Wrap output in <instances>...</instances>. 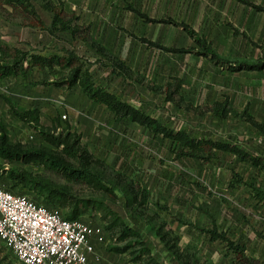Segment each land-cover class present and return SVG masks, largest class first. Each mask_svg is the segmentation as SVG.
<instances>
[{"label":"rangeland","instance_id":"rangeland-1","mask_svg":"<svg viewBox=\"0 0 264 264\" xmlns=\"http://www.w3.org/2000/svg\"><path fill=\"white\" fill-rule=\"evenodd\" d=\"M51 1L62 3L65 17L73 18L72 24L79 27L76 35L70 30L51 35L36 24L35 17L0 0V41L43 53L72 49L90 63L97 83L164 125L184 128L197 137L231 142L264 162V130L233 113L220 117L210 110L216 101L228 100L237 112L248 105V111L264 127V70L252 73L251 69L229 66L262 58L264 11L239 0ZM248 1L264 7V0ZM33 4L39 18L49 24L50 12L37 0ZM174 22L188 24L223 62L205 56L203 47ZM148 41L190 51H167ZM60 75L58 69H41L27 79H0V123L7 141L19 148H41L79 164L62 145L47 142L32 125L13 115L3 95L24 107H38L44 131H68L69 142L77 136L75 148L102 182L95 178L73 181L62 170L42 162L0 158V185L30 196L53 195L63 214L75 208L73 198L91 197L94 200L82 218L109 226L99 243L103 250L114 244L112 235L120 227L116 212L138 230L152 216L157 223L164 222L165 229L179 234V247H198L203 260L231 264L226 243L210 241L195 227L214 223L231 239L245 242L246 254L264 263V201L255 196V188L264 189V168L225 150L215 151L209 161L177 157L169 139L134 121L115 119L105 106L88 99L79 86L67 89L48 83ZM33 80L44 83L34 85ZM12 167L24 170L37 189L13 185L7 174ZM141 186L149 190L148 216L127 208L136 205L128 206L124 192ZM183 220L189 223H179ZM98 258L111 264L101 254ZM0 264L23 263L0 242Z\"/></svg>","mask_w":264,"mask_h":264},{"label":"trees","instance_id":"trees-1","mask_svg":"<svg viewBox=\"0 0 264 264\" xmlns=\"http://www.w3.org/2000/svg\"><path fill=\"white\" fill-rule=\"evenodd\" d=\"M7 4L20 8L37 20L36 24L47 30L51 35H55L57 32L70 30L72 36L76 35L79 30L78 25L72 24L73 18L65 17L63 12L62 3L55 4L51 0H37L45 10L50 12V23L45 24L37 15L33 0H3ZM245 4L253 6L259 11H264V7L248 0H239ZM131 9H134L130 7ZM140 16L146 17L144 13L139 12ZM76 16H74L75 19ZM165 21V20H161ZM171 21V20H166ZM172 22V21H171ZM177 25H181L183 29L195 40V42L203 47V54L209 56L213 61L223 62L222 58L209 46H207L197 36L196 32L186 23L174 22ZM145 40V39H143ZM146 41V40H145ZM152 46L175 52H186L190 51L189 48L184 47H171L165 46L155 41H148ZM198 52V50H195ZM262 58L253 62L240 61L234 62L233 65L229 66L236 69H257L261 70L264 68V49L262 50ZM48 69L61 71V75L55 77L48 83H53L56 86H64L67 89L78 85L82 92L96 104L105 106L117 120L128 119L134 121L141 126L146 127L154 135H161L167 138L171 142L172 150L177 157H192L195 159H202L203 161H209L215 154V151L225 150L236 154L241 160H250L252 164L259 168H264V162L259 157L251 156L246 150L241 149L236 144L228 141L214 139L211 137H197L191 135L186 129L170 128L161 123L155 117L149 115L143 110L132 106L127 101L120 98L114 92L107 89L105 86L97 83L93 74L90 70V63L83 59L82 56L78 55L72 49H65L62 53L50 52H36L34 49H23L16 45H10L0 41V79L8 77H21L27 79L35 70ZM44 83V81H31V84ZM10 112L15 115L18 119L32 125L43 138L55 145L60 146L68 151V153L78 158L79 164L74 165L71 162L65 161L60 157L52 156L46 153L41 148H19L13 146L7 141V133L5 127L0 123V158L6 161L20 160L23 163H29L32 161L42 162L48 166L62 170L66 176L73 181H92L93 178L99 183L102 182L101 176L98 172L92 170L89 163L83 158L81 152L79 153L75 148L76 139L73 142H69V132L62 134H54L50 131H44L41 126L40 109L38 107L25 108L19 105L11 97L3 95ZM212 113L216 116L227 117L233 113L234 116L243 118L245 121L250 122L253 126L258 129L264 130L262 123L257 121L254 116L248 111V105L240 111H233L228 104V100L216 101L210 108ZM7 174L11 179L14 180L13 185L22 184L23 186L29 185L31 188L35 187V180L31 178L24 170H20L17 167H12L7 171ZM237 180H241L240 177ZM235 183H233L234 185ZM39 185H42L39 182ZM139 187V186H138ZM6 189L14 193H24L22 190L17 191L5 187ZM44 188H46L44 186ZM37 189V188H36ZM52 192L70 197L64 191L55 188H46ZM255 196L264 201V189L255 188ZM27 194V193H24ZM31 199L36 202L43 203L48 207H57L59 209V202L56 201L53 195L46 196H30ZM126 202L128 205L135 203L134 209L138 206L144 205L148 202L149 190L144 186L140 188H129L124 192ZM130 196V197H129ZM39 200H37L38 198ZM94 200L91 197L73 198L75 201V208L66 214L62 215L68 219L82 218L83 214L87 213L90 202ZM101 200V199H100ZM130 203V204H129ZM118 219V225L120 226L117 230L116 235H112V242L110 249L115 251H122L129 246H140V250H145L143 241L141 240V234L138 229L127 223V221L116 213ZM105 230L109 231V226L104 224ZM207 234L210 241L218 240L226 243L227 255L230 256L231 264H264L261 260L256 257L249 256L246 254V244L242 240L231 239L224 230H218L216 224L212 223L211 227L201 228ZM126 240L122 246H118L119 241Z\"/></svg>","mask_w":264,"mask_h":264},{"label":"built area","instance_id":"built-area-1","mask_svg":"<svg viewBox=\"0 0 264 264\" xmlns=\"http://www.w3.org/2000/svg\"><path fill=\"white\" fill-rule=\"evenodd\" d=\"M105 234L104 224L68 219L0 185V242L23 264H109L95 252Z\"/></svg>","mask_w":264,"mask_h":264},{"label":"crops","instance_id":"crops-1","mask_svg":"<svg viewBox=\"0 0 264 264\" xmlns=\"http://www.w3.org/2000/svg\"><path fill=\"white\" fill-rule=\"evenodd\" d=\"M263 49L264 48H262V50ZM261 70H264V68ZM259 71L260 70L252 69L251 72L255 73ZM127 208L131 211H137L142 216H148L149 205L147 206V203L138 206L135 209L131 208L130 206ZM127 223L132 225L128 221ZM179 223L187 224L189 222H184L183 220ZM164 224V222L157 223V221L152 216L147 217L144 223V228L139 229L141 240L144 242V251L140 250V246H129L122 251H115L110 249V247L107 250H103L100 248L99 243L95 242V252L97 255L101 254V256L105 260L111 262V264H169V262H171V264H213L210 262V260L202 259L198 247L191 249L186 244L185 245L187 247L185 245L183 247H179L178 244L180 243L181 237L173 229H165L166 224ZM195 227H197L198 231H201L203 235L208 237L203 229H201L204 228V226ZM125 241L126 240L119 241L117 245L122 246Z\"/></svg>","mask_w":264,"mask_h":264}]
</instances>
